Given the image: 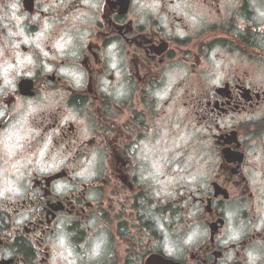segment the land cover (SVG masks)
<instances>
[{
    "label": "flooded vegetation",
    "instance_id": "1",
    "mask_svg": "<svg viewBox=\"0 0 264 264\" xmlns=\"http://www.w3.org/2000/svg\"><path fill=\"white\" fill-rule=\"evenodd\" d=\"M0 264H264V0H0Z\"/></svg>",
    "mask_w": 264,
    "mask_h": 264
},
{
    "label": "clouds",
    "instance_id": "2",
    "mask_svg": "<svg viewBox=\"0 0 264 264\" xmlns=\"http://www.w3.org/2000/svg\"><path fill=\"white\" fill-rule=\"evenodd\" d=\"M47 54V53H46ZM114 66V65H113ZM45 147H47V145H45ZM43 155V151L41 152V156ZM189 239H191V237H189ZM61 255H64L63 253H61ZM67 256H71V252L68 251L67 252ZM67 256H65V259L67 258Z\"/></svg>",
    "mask_w": 264,
    "mask_h": 264
}]
</instances>
